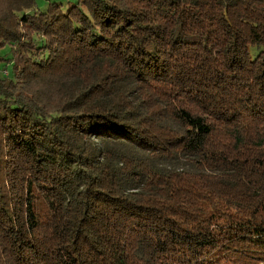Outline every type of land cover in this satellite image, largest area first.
<instances>
[{
	"label": "trees",
	"instance_id": "trees-1",
	"mask_svg": "<svg viewBox=\"0 0 264 264\" xmlns=\"http://www.w3.org/2000/svg\"><path fill=\"white\" fill-rule=\"evenodd\" d=\"M36 5L0 0V264H264V0Z\"/></svg>",
	"mask_w": 264,
	"mask_h": 264
},
{
	"label": "rangeland",
	"instance_id": "rangeland-1",
	"mask_svg": "<svg viewBox=\"0 0 264 264\" xmlns=\"http://www.w3.org/2000/svg\"><path fill=\"white\" fill-rule=\"evenodd\" d=\"M50 1H55L59 4H61V6L63 7V10L67 11L72 5H74L78 0H37V8L36 10H40V11H44L46 10L48 4ZM35 10V11H36ZM34 11V10H32ZM7 49H2L0 50V54L2 55L3 53H5ZM10 72H11V68H9ZM5 74H7L5 72Z\"/></svg>",
	"mask_w": 264,
	"mask_h": 264
}]
</instances>
